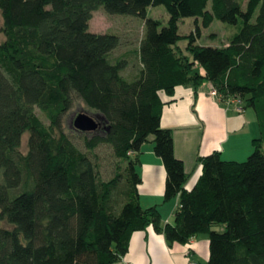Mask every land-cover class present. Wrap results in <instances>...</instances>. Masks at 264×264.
<instances>
[{"label":"trees","instance_id":"obj_1","mask_svg":"<svg viewBox=\"0 0 264 264\" xmlns=\"http://www.w3.org/2000/svg\"><path fill=\"white\" fill-rule=\"evenodd\" d=\"M157 5L166 24L147 16ZM100 7L143 19L130 76L128 56H112L119 35L89 30ZM0 11V264H112L149 226L169 244L207 234L206 264H264V0H0ZM185 17L238 30L221 45H200L199 26L179 32ZM206 81L252 108L260 135L246 160L199 157L202 172L188 190L172 130L161 125L162 94L178 85L196 93ZM74 95L102 120L81 131L86 151L61 127ZM149 141L166 171L163 200L179 196L171 223L140 203L137 166ZM100 144L116 159L108 179L92 156Z\"/></svg>","mask_w":264,"mask_h":264},{"label":"crops","instance_id":"obj_2","mask_svg":"<svg viewBox=\"0 0 264 264\" xmlns=\"http://www.w3.org/2000/svg\"><path fill=\"white\" fill-rule=\"evenodd\" d=\"M212 84L204 82L194 92L191 85H178L172 95L162 94L165 104L161 125L170 128L174 138V153L183 160L189 173L185 188L191 189L201 175L199 157L219 151L221 156L239 160L252 150L251 140L258 133L252 127L251 116L239 99L211 96ZM246 147V148H245ZM138 171L140 203L143 207L157 205L162 223L173 222L179 196L163 200L166 171L152 142L142 145ZM209 258V238L199 234L186 243L169 244L153 226L133 232L123 258L112 264H206Z\"/></svg>","mask_w":264,"mask_h":264},{"label":"rangeland","instance_id":"obj_3","mask_svg":"<svg viewBox=\"0 0 264 264\" xmlns=\"http://www.w3.org/2000/svg\"><path fill=\"white\" fill-rule=\"evenodd\" d=\"M147 16L157 18L166 24L169 15L163 5L150 6L148 8ZM3 18L0 11V42L3 40L4 35L2 32ZM143 19L130 14H111L106 12L103 7L98 8L92 13V18L89 21V30L97 33H114L120 37V45L112 52V56L126 55L130 64L124 70V75L130 76L135 70L134 60L136 59L134 50L137 48L140 39L143 36L144 27ZM199 26L200 35L196 39V43L205 46H215L221 45L228 41V38L232 36L238 30L237 25L228 24L220 20L214 19L208 27L202 26L200 21L196 22L193 17H185L179 20V32L181 34H188L190 32L196 33L197 27ZM188 43L187 39H183L178 42L182 48H185ZM248 114L251 116L252 125L251 128L258 126L256 114L252 108H247ZM36 114L40 117L41 121L45 125H49V121L45 115L36 108ZM79 113H86L91 117L97 119V115L94 114L93 110L88 109L82 100L73 96V103L71 108L62 116L61 127L62 131L68 135L71 140L83 151H86L83 142L84 134L81 130L74 127V120ZM99 119V120H98ZM98 121L102 120L98 117ZM90 132V131H87ZM259 127L258 133L254 138L259 137ZM26 138L25 134L22 139L21 149L26 152ZM252 150L245 157H239V161L246 160L247 157L255 150V146L251 140ZM246 148V147H245ZM264 150V146H263ZM96 155L100 163L101 176L104 179H108L113 175L115 157L113 156L112 149L108 144H100L95 150L93 155ZM224 159H228L229 155L224 154Z\"/></svg>","mask_w":264,"mask_h":264},{"label":"water","instance_id":"obj_4","mask_svg":"<svg viewBox=\"0 0 264 264\" xmlns=\"http://www.w3.org/2000/svg\"><path fill=\"white\" fill-rule=\"evenodd\" d=\"M97 119L86 113H79L74 120V127L81 131H95L100 126L99 119Z\"/></svg>","mask_w":264,"mask_h":264},{"label":"built area","instance_id":"obj_5","mask_svg":"<svg viewBox=\"0 0 264 264\" xmlns=\"http://www.w3.org/2000/svg\"><path fill=\"white\" fill-rule=\"evenodd\" d=\"M210 95L215 97V96H218L219 93H218V91L216 90V88H212V89L210 90Z\"/></svg>","mask_w":264,"mask_h":264}]
</instances>
